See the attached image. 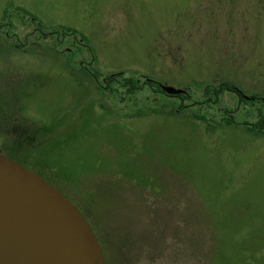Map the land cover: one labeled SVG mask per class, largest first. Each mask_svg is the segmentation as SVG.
<instances>
[{
	"label": "rangeland",
	"instance_id": "rangeland-1",
	"mask_svg": "<svg viewBox=\"0 0 264 264\" xmlns=\"http://www.w3.org/2000/svg\"><path fill=\"white\" fill-rule=\"evenodd\" d=\"M0 154L103 264H264V0H0Z\"/></svg>",
	"mask_w": 264,
	"mask_h": 264
},
{
	"label": "water",
	"instance_id": "water-1",
	"mask_svg": "<svg viewBox=\"0 0 264 264\" xmlns=\"http://www.w3.org/2000/svg\"><path fill=\"white\" fill-rule=\"evenodd\" d=\"M0 264H103L80 212L51 184L1 154Z\"/></svg>",
	"mask_w": 264,
	"mask_h": 264
}]
</instances>
